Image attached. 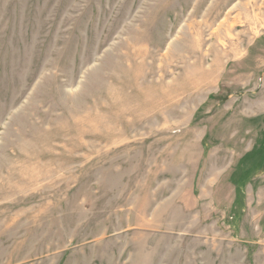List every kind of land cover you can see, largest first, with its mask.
<instances>
[{
	"label": "rangeland",
	"instance_id": "374dc122",
	"mask_svg": "<svg viewBox=\"0 0 264 264\" xmlns=\"http://www.w3.org/2000/svg\"><path fill=\"white\" fill-rule=\"evenodd\" d=\"M0 264H264V0H0Z\"/></svg>",
	"mask_w": 264,
	"mask_h": 264
},
{
	"label": "bare ground",
	"instance_id": "6f19581e",
	"mask_svg": "<svg viewBox=\"0 0 264 264\" xmlns=\"http://www.w3.org/2000/svg\"><path fill=\"white\" fill-rule=\"evenodd\" d=\"M222 13V12H221ZM216 15V14H215ZM227 22V21H226ZM225 24H221L220 26H219V29L221 28V27H223ZM219 29H218V33H219ZM214 35V34H213ZM218 36H216L215 35V38H217ZM219 38V37H218ZM234 45V44H233ZM235 46V45H234ZM234 49V48H233ZM186 50H187V48H186ZM188 50H190V49H188ZM232 50V49H231ZM237 50V49H236ZM205 75V74H204ZM207 78V77H206Z\"/></svg>",
	"mask_w": 264,
	"mask_h": 264
}]
</instances>
